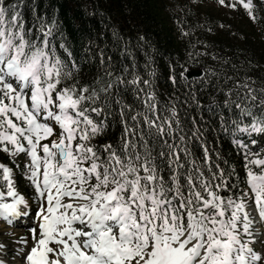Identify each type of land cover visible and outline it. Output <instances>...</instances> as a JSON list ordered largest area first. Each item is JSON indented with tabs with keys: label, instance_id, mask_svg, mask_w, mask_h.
Returning a JSON list of instances; mask_svg holds the SVG:
<instances>
[{
	"label": "snow or ice",
	"instance_id": "1",
	"mask_svg": "<svg viewBox=\"0 0 264 264\" xmlns=\"http://www.w3.org/2000/svg\"><path fill=\"white\" fill-rule=\"evenodd\" d=\"M217 2L240 4L257 19L252 0ZM25 7V0H0V152L17 169L16 157L26 155L20 175L30 189L21 191L13 168L0 163V220L9 226L0 236L23 245L21 264H264V231L256 227L264 225V82L257 88L246 76L233 88L217 84L225 98L207 106L241 151V180L212 163L203 143L197 161L189 148L202 139L195 117L185 130L176 102L159 100L154 71L128 80V69L115 73L101 51V72L83 81L63 43L68 59L58 51L55 21L33 7L28 26ZM191 59L177 62L169 79L188 84L203 108L194 85L215 73L194 80L185 67ZM121 85L134 86L139 106L113 95ZM114 105L119 141L94 143ZM22 219L27 236L9 230Z\"/></svg>",
	"mask_w": 264,
	"mask_h": 264
},
{
	"label": "trees",
	"instance_id": "2",
	"mask_svg": "<svg viewBox=\"0 0 264 264\" xmlns=\"http://www.w3.org/2000/svg\"><path fill=\"white\" fill-rule=\"evenodd\" d=\"M25 4L28 26L35 23L33 7L36 16L49 24L55 21L54 42L63 58L68 59L59 48L60 43L80 65L81 80L91 82L101 72V51L105 65L111 58L115 73L128 69V80L133 78V73L148 79L154 71L153 87L159 100L176 102L185 130L193 127L195 117L202 139L193 138L189 148L197 161L203 160V143L212 163L219 164L226 172L234 169L241 180L244 178L241 151L232 143V137L220 130L218 111H209L207 106L213 97L218 102L225 98L222 91H217V84L224 89L233 88L237 80L243 82L247 76L256 81L255 87L262 86L264 0H252L255 21L240 4L233 9L219 5L217 0H25ZM189 54L192 59L185 67L191 70L203 66V74L194 80L203 77L207 69L215 73H209V84L194 85L203 108L192 102L188 84H173L169 79L172 67L177 62L184 63ZM133 89V85H121L113 95L119 91L124 102L139 106ZM115 108L114 105L113 114L108 116L109 127L94 143L119 141L123 129ZM0 162L14 166L3 152ZM18 185L21 191H30L21 175Z\"/></svg>",
	"mask_w": 264,
	"mask_h": 264
},
{
	"label": "rangeland",
	"instance_id": "3",
	"mask_svg": "<svg viewBox=\"0 0 264 264\" xmlns=\"http://www.w3.org/2000/svg\"><path fill=\"white\" fill-rule=\"evenodd\" d=\"M24 155L25 154H23V155L20 154L19 156L24 157ZM15 172H16V170H15ZM0 229H7L5 222H3L2 220H0ZM27 235L28 234H21V235H18V236H27ZM2 241H7V243L5 244V247L0 248V257L1 258L2 257L8 258L12 254L13 261H11V262H18V259L21 258V257L18 254L14 253V251H17V249L22 248L23 245H22V247H21V245L20 246L17 245L18 242L16 241L15 236H11V235H9V236H0V242H2ZM11 242H12V246L10 245ZM8 263H5V264H8Z\"/></svg>",
	"mask_w": 264,
	"mask_h": 264
},
{
	"label": "water",
	"instance_id": "4",
	"mask_svg": "<svg viewBox=\"0 0 264 264\" xmlns=\"http://www.w3.org/2000/svg\"><path fill=\"white\" fill-rule=\"evenodd\" d=\"M202 75V70L199 69H193L191 70V76L192 77H198Z\"/></svg>",
	"mask_w": 264,
	"mask_h": 264
}]
</instances>
